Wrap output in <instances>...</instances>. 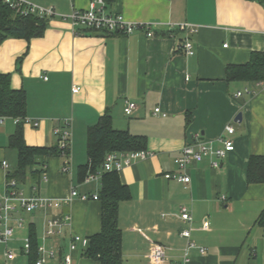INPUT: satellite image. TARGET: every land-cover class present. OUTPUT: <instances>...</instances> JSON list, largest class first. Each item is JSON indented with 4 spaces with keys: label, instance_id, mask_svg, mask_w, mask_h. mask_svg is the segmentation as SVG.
Here are the masks:
<instances>
[{
    "label": "crops",
    "instance_id": "obj_1",
    "mask_svg": "<svg viewBox=\"0 0 264 264\" xmlns=\"http://www.w3.org/2000/svg\"><path fill=\"white\" fill-rule=\"evenodd\" d=\"M25 1L52 7L55 14L47 17L42 36L29 41L7 38L0 44V71L10 73L13 89L26 92L27 145L56 146L53 131L64 121L70 122L71 140L68 172L61 170L64 158L54 155L43 164L46 180L43 172L28 173L18 184L25 196L67 201L60 208L15 212L23 225L14 227L7 243L0 242V264H28L21 247L31 225L38 245L57 252L45 264H61L71 234L88 237L100 230V200L91 196L99 194L101 172L78 182L77 168L87 162V127L106 110L114 128L146 136L145 150L150 152L117 171L130 190V199L118 207L122 264L183 263L185 257L184 264H264V226L257 221L264 209V182L246 180L249 157L264 155V82L251 85L224 77L227 64H242L251 52H264V6L248 0L104 4L105 12L120 13L128 21L153 23V35L148 37L141 31L75 33L69 18L61 16L73 9L86 10L94 0ZM181 23L196 26L189 35L192 55L181 49L186 36L178 29ZM245 88L253 93L235 96ZM126 100L136 104L130 116L124 113ZM239 112L241 120L234 121ZM226 125L233 127L231 135ZM16 126L10 117L0 123V192L17 162L16 151L8 144ZM221 138L232 139L234 150L217 168L211 157H205L187 166L189 184L164 176L178 171L174 160L185 144L197 139L217 148ZM72 188L89 198L69 199ZM183 206L191 215L189 223L179 217ZM61 214L70 217L62 233L44 238L47 219ZM184 229H189L195 247L188 248L189 239L181 236ZM155 245L165 253L159 263L149 257ZM8 250L16 255L13 261L6 258ZM71 257L73 264H98L80 248Z\"/></svg>",
    "mask_w": 264,
    "mask_h": 264
},
{
    "label": "trees",
    "instance_id": "obj_2",
    "mask_svg": "<svg viewBox=\"0 0 264 264\" xmlns=\"http://www.w3.org/2000/svg\"><path fill=\"white\" fill-rule=\"evenodd\" d=\"M111 5L115 0H103ZM264 6V0H248ZM48 25L47 17L35 14L21 15L0 0V44L7 38H20L29 41L43 35ZM83 32H102L84 30ZM107 34V33H106ZM109 35V34H108ZM224 77L228 82H244L260 85L264 82V52L253 51L249 59L242 64H227ZM27 98L23 89H13L10 85V73L0 71V117L19 118L16 129L9 136V147L16 151L17 162L7 177L21 183L26 174H41L45 161L54 155H60L58 146H29L24 140L23 119L26 117ZM147 138L144 135L130 133L126 129H116L112 117L106 110L98 121L87 127L86 156L87 162L77 168L78 182L88 174L101 172L100 190V230L88 236L87 248L82 251L86 258L98 264H122V231L118 226V207L120 202L130 199L128 186L121 182L117 171H104L102 165L110 152H132L146 149ZM247 183L264 182V155H251L246 168ZM264 226V209L257 218ZM30 250L27 254L28 264H34L39 257L38 241L33 225L29 228Z\"/></svg>",
    "mask_w": 264,
    "mask_h": 264
},
{
    "label": "built area",
    "instance_id": "obj_3",
    "mask_svg": "<svg viewBox=\"0 0 264 264\" xmlns=\"http://www.w3.org/2000/svg\"><path fill=\"white\" fill-rule=\"evenodd\" d=\"M9 8L13 9L15 12L21 15L35 14L40 17H49L55 14L52 7L44 8L36 4L29 3L25 0H2ZM95 3L99 6L96 7ZM62 18H69L72 26L74 27L75 33L83 32L84 30H96L103 31L107 34H120L128 35L137 31L144 32L146 36L150 37L152 33L153 23L146 22H131L126 20L120 13H108L104 11V1L94 0L91 2L90 6L86 10H76L73 9L69 15L61 16ZM178 29L185 33V39L181 45V49L187 55L193 54L192 42L189 39V35L196 31V26L189 23L178 24ZM81 30V31H80ZM46 79V77H45ZM78 88H74L73 91H77ZM253 93L249 88H245L243 91H237L235 96L240 97L243 94ZM136 109V104L133 101L126 100L124 105V113L130 116ZM159 108H155V112H159ZM5 116L0 117V123H3ZM14 122L17 124L20 122L19 118H13ZM23 122H30L26 117ZM38 122H34V126H37ZM225 131L228 135L233 133V127L231 125L225 126ZM54 135L57 138V146L60 150V156L64 158V163L61 170L63 172L69 171V148L71 140L70 132V122L64 121L61 125L54 128ZM222 146L213 148L211 145L203 142L202 140H197L185 144L177 158L174 162L177 166V172H167L164 176L168 179H173L179 183L189 184L190 177L186 173V168L191 163H198L202 161L205 157H211V165L217 168L222 160H224L228 153L234 150V142L230 138L220 139ZM150 155V152L143 149L132 152H110L105 156L102 170L106 171H119L124 165H128L131 160L134 159H144ZM2 166L7 168L8 165L5 161H2ZM43 169L45 166L43 165ZM95 177L94 174H89L85 179L89 181ZM46 174L42 173V179L46 180ZM79 197L82 200H87L89 195L87 193H78L76 189L72 188L70 190L71 197ZM93 199H97V195L91 196ZM224 198V197H222ZM67 201V200H65ZM61 200H52L40 196H25L23 191L20 189L18 181L14 178H9L6 175L5 181V191L0 192V242L7 243L12 235L14 227H20L23 225V219L20 217H14V213L17 211H24L26 213H31L39 209L46 208H60L63 204ZM179 217L189 223L191 221V215L189 214L186 207H182L180 210ZM68 214H61L59 216L48 218L46 221L44 229V238L53 237L55 235L61 234L65 224L69 222ZM181 236L189 239L190 231L189 229H184L181 231ZM88 237L81 236L79 234H71L69 237L68 251L62 256L61 264H73L71 253L78 248L82 251L88 246ZM188 248L195 247V244L190 239L188 240ZM30 250V241L25 239L21 247V254L27 256ZM39 257L34 262V264H45L50 259L56 257V251L53 248H47L45 245L40 244L37 247ZM200 254H204V248H199ZM16 255L13 251L8 250L6 252V258L8 261H13ZM150 259L159 263L164 261L165 253L161 246L155 245L151 248L149 252ZM188 259L185 257L183 263L172 262L170 264H184Z\"/></svg>",
    "mask_w": 264,
    "mask_h": 264
},
{
    "label": "water",
    "instance_id": "obj_4",
    "mask_svg": "<svg viewBox=\"0 0 264 264\" xmlns=\"http://www.w3.org/2000/svg\"><path fill=\"white\" fill-rule=\"evenodd\" d=\"M241 112H239L236 116H235V118H234V121H240L241 120Z\"/></svg>",
    "mask_w": 264,
    "mask_h": 264
},
{
    "label": "rangeland",
    "instance_id": "obj_5",
    "mask_svg": "<svg viewBox=\"0 0 264 264\" xmlns=\"http://www.w3.org/2000/svg\"><path fill=\"white\" fill-rule=\"evenodd\" d=\"M124 129V128H123Z\"/></svg>",
    "mask_w": 264,
    "mask_h": 264
}]
</instances>
